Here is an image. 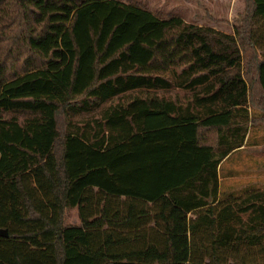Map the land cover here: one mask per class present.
<instances>
[{"label":"trees","instance_id":"obj_1","mask_svg":"<svg viewBox=\"0 0 264 264\" xmlns=\"http://www.w3.org/2000/svg\"><path fill=\"white\" fill-rule=\"evenodd\" d=\"M248 104L264 122V0L232 33L0 0V264H264V189L220 180Z\"/></svg>","mask_w":264,"mask_h":264},{"label":"rangeland","instance_id":"obj_2","mask_svg":"<svg viewBox=\"0 0 264 264\" xmlns=\"http://www.w3.org/2000/svg\"><path fill=\"white\" fill-rule=\"evenodd\" d=\"M146 8L159 17L177 15L186 22L211 26L226 33H232L233 25L239 24L245 13L246 0H121ZM252 133L257 144L242 145L233 157L220 167L222 188L239 191L247 186L264 189V122L259 109L248 104ZM248 135H246L245 140ZM210 141L214 139L208 138ZM250 139V135H249ZM76 208H66L64 225H79Z\"/></svg>","mask_w":264,"mask_h":264}]
</instances>
